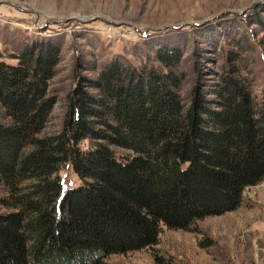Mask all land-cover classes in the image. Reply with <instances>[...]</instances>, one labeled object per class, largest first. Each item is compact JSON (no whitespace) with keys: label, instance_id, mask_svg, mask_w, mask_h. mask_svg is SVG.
Returning <instances> with one entry per match:
<instances>
[{"label":"trees","instance_id":"trees-1","mask_svg":"<svg viewBox=\"0 0 264 264\" xmlns=\"http://www.w3.org/2000/svg\"><path fill=\"white\" fill-rule=\"evenodd\" d=\"M182 58L162 49V68L115 61L96 79L79 76L62 131L44 138L60 48L37 42L17 66L0 62V185L13 209L0 211V264H104L153 248L162 226L189 231L237 210L264 181V106L257 113L227 65L209 95L195 85L187 107ZM70 168L80 184L64 193Z\"/></svg>","mask_w":264,"mask_h":264},{"label":"rangeland","instance_id":"rangeland-1","mask_svg":"<svg viewBox=\"0 0 264 264\" xmlns=\"http://www.w3.org/2000/svg\"><path fill=\"white\" fill-rule=\"evenodd\" d=\"M37 42L61 50L49 88L57 102L40 138L62 131L79 76L96 79L115 61L162 68V49L183 54L176 71L186 76L180 94L187 107L195 85L209 95L227 65L252 90L257 113L264 106V0H0V62L17 66ZM4 114L0 105V122L7 123ZM60 177L68 180L64 193L80 184L71 168ZM31 184L21 180V193ZM10 197L1 184L3 213L13 211L3 207ZM104 264H264V181L244 191L237 210L207 217L189 231L162 226L153 248Z\"/></svg>","mask_w":264,"mask_h":264}]
</instances>
